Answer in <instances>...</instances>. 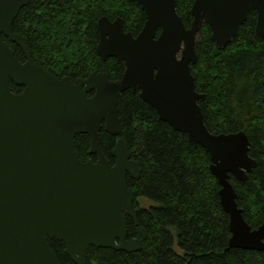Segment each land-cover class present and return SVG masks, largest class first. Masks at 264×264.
<instances>
[{
    "label": "water",
    "instance_id": "1",
    "mask_svg": "<svg viewBox=\"0 0 264 264\" xmlns=\"http://www.w3.org/2000/svg\"><path fill=\"white\" fill-rule=\"evenodd\" d=\"M30 1L0 0V264H61L50 238L62 241L77 264H86L89 246L142 248L139 238H129L127 220L137 223L128 175L140 176L139 163L122 137L112 149L113 163L101 146L102 128L121 132L119 96L128 89H139L160 119L210 153L229 214L227 250L263 251L264 222L255 229L247 223L230 180L233 175L246 181L257 164L249 154V137L244 131L215 134L207 128L199 104L205 95L195 88L191 64L198 59L203 23L225 48L254 10L256 35L264 38V0H194L190 27L177 11V0H134L146 14L137 35L124 29L121 17H100L97 51L103 59L125 62L118 80L107 72L60 78L37 65L28 39L13 30ZM3 36L22 48L25 61ZM10 81L23 91H13ZM81 133L90 137L96 161L79 157L76 136Z\"/></svg>",
    "mask_w": 264,
    "mask_h": 264
},
{
    "label": "trees",
    "instance_id": "2",
    "mask_svg": "<svg viewBox=\"0 0 264 264\" xmlns=\"http://www.w3.org/2000/svg\"><path fill=\"white\" fill-rule=\"evenodd\" d=\"M194 0H177V11L190 27ZM121 17L124 29L137 35L146 21L134 0H31L21 8L13 30L28 39L34 62L58 77L73 80L92 72H107L120 79L125 62L103 59L97 51L100 17ZM257 14L250 11L237 35L225 48L212 39L203 23L196 45L198 59L191 64L204 122L215 134L244 131L250 140L249 154L257 160L246 181L231 175L247 223L258 228L264 222V38L256 35ZM20 61L22 48L3 36ZM13 91L21 86L10 81ZM121 132L101 130V146L111 162L116 139L128 143L131 158L139 163L140 176L128 175L135 196L137 223L127 216L129 238L137 237L142 248L135 252L89 246L86 264H264V250L231 248L229 214L220 200L221 185L211 171V155L194 144L186 133L159 118L141 96L128 89L119 96ZM90 137L76 136L83 161L96 160L89 152ZM151 201L141 205L139 198ZM61 264H77L62 241L50 238ZM175 241L180 251L175 249Z\"/></svg>",
    "mask_w": 264,
    "mask_h": 264
},
{
    "label": "rangeland",
    "instance_id": "3",
    "mask_svg": "<svg viewBox=\"0 0 264 264\" xmlns=\"http://www.w3.org/2000/svg\"><path fill=\"white\" fill-rule=\"evenodd\" d=\"M199 39V35H198V38H197V40ZM180 55V54H179ZM139 200H140V202H141V205H149V204H151V201L150 200H148V199H146V198H144V197H141V198H139ZM175 249L177 250V251H180V249H179V246H178V244H177V241H175Z\"/></svg>",
    "mask_w": 264,
    "mask_h": 264
},
{
    "label": "flooded vegetation",
    "instance_id": "4",
    "mask_svg": "<svg viewBox=\"0 0 264 264\" xmlns=\"http://www.w3.org/2000/svg\"><path fill=\"white\" fill-rule=\"evenodd\" d=\"M23 89H24V87L23 86H21V88H20V91H18V92H22L23 91ZM93 93L94 92H91L89 95H93ZM97 159V158H96ZM96 161V160H95ZM130 176V175H129Z\"/></svg>",
    "mask_w": 264,
    "mask_h": 264
}]
</instances>
